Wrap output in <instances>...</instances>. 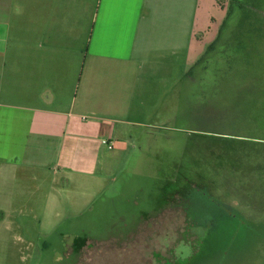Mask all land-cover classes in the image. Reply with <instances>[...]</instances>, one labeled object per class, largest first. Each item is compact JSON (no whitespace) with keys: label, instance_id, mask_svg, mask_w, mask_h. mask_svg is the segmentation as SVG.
I'll list each match as a JSON object with an SVG mask.
<instances>
[{"label":"crops","instance_id":"obj_1","mask_svg":"<svg viewBox=\"0 0 264 264\" xmlns=\"http://www.w3.org/2000/svg\"><path fill=\"white\" fill-rule=\"evenodd\" d=\"M219 1L0 0V264H32L106 193L123 131L167 115L216 40Z\"/></svg>","mask_w":264,"mask_h":264},{"label":"rangeland","instance_id":"obj_2","mask_svg":"<svg viewBox=\"0 0 264 264\" xmlns=\"http://www.w3.org/2000/svg\"><path fill=\"white\" fill-rule=\"evenodd\" d=\"M219 3L209 58L123 131L114 182L32 264H264V0H234L224 27Z\"/></svg>","mask_w":264,"mask_h":264},{"label":"trees","instance_id":"obj_3","mask_svg":"<svg viewBox=\"0 0 264 264\" xmlns=\"http://www.w3.org/2000/svg\"><path fill=\"white\" fill-rule=\"evenodd\" d=\"M233 1L234 0H230V3H229L230 5H229L228 11H227V16H226V18L224 20V23H223V26L222 27H224L226 25V22H227V20L229 19L230 15H231V12H232V2ZM221 33H222V28L220 27V31L218 33V36H217L216 40L211 44V46H209V48L207 49V51L201 56V58L195 64L196 65L195 67H199L200 64H202L206 59L209 58V53L212 51V49L214 48L215 44L218 42V39L221 36ZM193 69H194V67H193ZM187 86L189 87V81L187 82Z\"/></svg>","mask_w":264,"mask_h":264},{"label":"built area","instance_id":"obj_4","mask_svg":"<svg viewBox=\"0 0 264 264\" xmlns=\"http://www.w3.org/2000/svg\"><path fill=\"white\" fill-rule=\"evenodd\" d=\"M103 144L107 145L110 149L113 148L111 144H109L108 141H103Z\"/></svg>","mask_w":264,"mask_h":264},{"label":"flooded vegetation","instance_id":"obj_5","mask_svg":"<svg viewBox=\"0 0 264 264\" xmlns=\"http://www.w3.org/2000/svg\"><path fill=\"white\" fill-rule=\"evenodd\" d=\"M217 214H218V216H217L218 218H221V217H222L220 212L217 213ZM217 214H216V215H217ZM209 227H210V225H208V228H209Z\"/></svg>","mask_w":264,"mask_h":264},{"label":"clouds","instance_id":"obj_6","mask_svg":"<svg viewBox=\"0 0 264 264\" xmlns=\"http://www.w3.org/2000/svg\"><path fill=\"white\" fill-rule=\"evenodd\" d=\"M56 259H57V261H60L62 259V257L57 256Z\"/></svg>","mask_w":264,"mask_h":264}]
</instances>
